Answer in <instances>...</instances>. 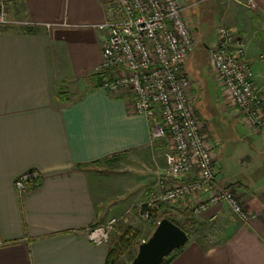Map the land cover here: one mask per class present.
Listing matches in <instances>:
<instances>
[{"label": "crops", "instance_id": "crops-1", "mask_svg": "<svg viewBox=\"0 0 264 264\" xmlns=\"http://www.w3.org/2000/svg\"><path fill=\"white\" fill-rule=\"evenodd\" d=\"M106 1L8 5L12 17L58 25H0V264H106L110 243L90 241L88 228L124 217L164 177L171 143L152 140L150 119L135 112L127 93L98 87L90 77L102 60L105 31L94 25L105 19ZM254 1L257 9L244 11L239 26L255 84L264 91V0ZM215 42L216 37L208 49ZM189 74L201 117V108L212 111L214 96L207 79ZM221 111L227 120L221 140L226 134L240 138L234 145L240 154L236 169L230 160L219 159L220 176L219 139L206 131L209 122H202L217 180L234 186L252 215L245 223L225 203L207 211L204 216L217 215L220 238L190 239L169 264H264V130H251L233 106ZM216 124L220 129V121ZM240 144L246 149L241 151ZM31 171L40 173V184L21 193L16 180ZM180 201L181 209L185 203ZM135 217L128 222L138 224Z\"/></svg>", "mask_w": 264, "mask_h": 264}, {"label": "built area", "instance_id": "built-area-1", "mask_svg": "<svg viewBox=\"0 0 264 264\" xmlns=\"http://www.w3.org/2000/svg\"><path fill=\"white\" fill-rule=\"evenodd\" d=\"M17 1L0 0V25H43L48 29L58 25L12 17L8 5ZM248 3L250 8H257L254 0ZM105 11V19L94 25L105 31L102 60L96 68L102 78L100 87L127 93L135 112L150 119L152 140L166 139L172 145L158 187L134 205L142 220L156 226L162 206L182 200L194 215L225 203L236 216L249 222L252 212L244 207L240 195L217 180L214 151L203 131L194 103L193 79L186 70L194 37L181 0H108ZM235 32L226 25L217 28L216 42L210 49V69L223 107H235L251 130L261 132L264 91L255 84L245 42ZM39 184L38 171L21 175L15 183L21 193L29 185ZM128 214L88 228L90 241L110 243L115 228ZM210 220L217 221V215Z\"/></svg>", "mask_w": 264, "mask_h": 264}, {"label": "rangeland", "instance_id": "rangeland-1", "mask_svg": "<svg viewBox=\"0 0 264 264\" xmlns=\"http://www.w3.org/2000/svg\"><path fill=\"white\" fill-rule=\"evenodd\" d=\"M181 3L184 7V17L187 20L188 25L194 37V49L190 53L186 70L191 74H196L197 76L200 75L199 77H201L200 78L201 81H205L204 79H207V82L210 85L211 95L214 96L213 105L211 107L212 111L210 112H207L206 110L203 111V109L201 108L200 119L203 123L205 121L209 122L206 131L210 135H213V131H214L215 134H217V136L215 137L219 139L218 144L215 147L216 148L215 150L217 152V157H218V162H216L217 170H219V175L221 176L222 172L220 171V168L222 163L221 160L223 158L230 160L233 165V168L235 167L236 169V166H238V163L234 159L236 158L235 155L236 154L239 155L240 153L234 150V145L235 142L238 143V141H240V138H236L235 136H228V134H226V137L225 136L223 137L225 139V142L220 143L221 140L220 132L225 130V122H227V120L223 118V112L221 111V107L223 106L221 95L217 94L216 97L215 89L213 86L214 82L212 83L210 78V74H211L210 49L208 48L213 45L214 39L216 37V32H217L216 30L220 25H226L228 27L234 28L236 30L235 33L244 40L246 45V41L241 33L239 23H240V18L244 17V11L246 10L250 11L252 8L249 7L248 0H181ZM261 57L262 59H264L262 55ZM214 85L216 84L214 83ZM217 98L218 100H216ZM195 101H196V97H195ZM194 103L196 105V102ZM216 121H220V129H217L218 126L216 124ZM212 140L216 142L214 138H212ZM250 146L253 147V144H251ZM244 149H246V146L240 144V150L242 151ZM245 153H251V150H247L245 151ZM230 156L232 157L228 159V157ZM234 172L236 173V171ZM221 185L230 186L233 187L234 189V186L232 185H224V184ZM179 202L181 201L168 205L169 211L171 213V216L174 218V220L180 225L184 226L186 230L190 232L192 240L206 237V239H208L209 241L216 242L217 238L218 237L220 238L221 225L219 221L214 222L210 220L211 218L210 216H212V214H210L209 217L204 216V214L207 212L202 213L201 215H194L191 209L189 208V206L184 205L180 209L177 206L179 205ZM176 208L179 211L173 214V211ZM212 209H214V207ZM212 209H210V211ZM127 212H129V214L125 217L124 219L125 222H123L122 225L121 224L120 225L123 227H131L140 232L136 239V242L141 241V239L143 238L147 239L151 235L153 230H150L148 227L143 228L141 226V223L142 224L143 223L149 224V223L144 222L142 220L141 216L138 213L139 211L138 209H136L135 206L131 207ZM186 212L189 214H186ZM160 213H162V211L159 212L158 214ZM132 214L136 215L135 221H138V224L136 223L132 224L131 221L128 222L129 217ZM120 225L117 227H120ZM117 227L115 228V230L117 229ZM136 249H137L136 245L134 244L124 254L123 261L125 264L131 263V258L133 255L136 254Z\"/></svg>", "mask_w": 264, "mask_h": 264}, {"label": "water", "instance_id": "water-1", "mask_svg": "<svg viewBox=\"0 0 264 264\" xmlns=\"http://www.w3.org/2000/svg\"><path fill=\"white\" fill-rule=\"evenodd\" d=\"M189 241V234L169 218L160 219L151 235L138 245L130 264H160Z\"/></svg>", "mask_w": 264, "mask_h": 264}, {"label": "trees", "instance_id": "trees-1", "mask_svg": "<svg viewBox=\"0 0 264 264\" xmlns=\"http://www.w3.org/2000/svg\"><path fill=\"white\" fill-rule=\"evenodd\" d=\"M90 77L93 79L96 86L100 87L101 80H102L101 74L95 72V73H92ZM161 211L162 213L159 214V218L162 219L166 217L172 220L173 222H175L177 225H179L189 234V241H190L191 239L190 232L186 230L184 226L180 225L174 220V218L171 216L168 205H163L161 208ZM186 214H189V213L186 212ZM154 228L155 226H153L152 230ZM118 232H119V235L114 239V241L111 240L110 242V249H109L108 257L106 260V264H125L123 261V256L127 252V250L135 244L137 248L136 249V252H137L138 245L141 243L140 241L136 242V239L140 233L136 229H133L131 227H123L120 225ZM183 248L175 250L168 257H166L160 264H169L171 260H173L183 250ZM135 255L132 256L131 261L133 260Z\"/></svg>", "mask_w": 264, "mask_h": 264}]
</instances>
